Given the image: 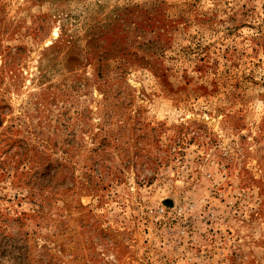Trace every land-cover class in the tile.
<instances>
[{
    "label": "rangeland",
    "instance_id": "obj_1",
    "mask_svg": "<svg viewBox=\"0 0 264 264\" xmlns=\"http://www.w3.org/2000/svg\"><path fill=\"white\" fill-rule=\"evenodd\" d=\"M0 264H264V0H0Z\"/></svg>",
    "mask_w": 264,
    "mask_h": 264
}]
</instances>
